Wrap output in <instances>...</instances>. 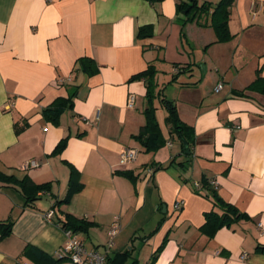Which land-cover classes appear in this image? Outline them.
I'll return each mask as SVG.
<instances>
[{"label":"crops","instance_id":"0c3cea01","mask_svg":"<svg viewBox=\"0 0 264 264\" xmlns=\"http://www.w3.org/2000/svg\"><path fill=\"white\" fill-rule=\"evenodd\" d=\"M190 2L0 0V222L13 223L0 237V264H46L38 252L58 257L65 232L44 215L66 197L71 167L78 190L55 207L57 216L92 223L75 236L99 252L117 223L108 264H264L257 249L264 247V95L246 90L257 75L264 78V0L234 1L232 38L223 43L215 42L212 9L197 22L177 13ZM142 26L152 27L150 38H137ZM80 58L97 72H82ZM148 66L156 72L154 116L165 140L149 153L134 138L145 124L146 83L131 80ZM73 93L57 125L44 119L56 98ZM161 100L192 129L190 157L170 136ZM125 149L136 158L120 166ZM30 161L38 167L24 170ZM25 177L49 184L29 206L16 185ZM205 179L247 217L212 238L200 232L205 214L217 211L208 192H196Z\"/></svg>","mask_w":264,"mask_h":264},{"label":"trees","instance_id":"16d2710c","mask_svg":"<svg viewBox=\"0 0 264 264\" xmlns=\"http://www.w3.org/2000/svg\"><path fill=\"white\" fill-rule=\"evenodd\" d=\"M154 1V0H150ZM235 0H220L215 6H211L208 3H203L200 6L197 5V0H191L190 3L180 4L177 6V13L182 14L185 12L186 20L185 22L198 21L202 15H207V13L212 9L210 15L211 27H213L216 34V43H223L229 41L232 36L229 34L227 22L229 20V9L233 5ZM152 36L151 26H142L138 30L137 38L146 39ZM80 65L82 72L88 75H93L97 72L95 63L88 58H80L77 60ZM155 70L153 66H148V68L135 75L131 78L142 79L146 83V109L144 111L145 124L141 128L139 134L134 138L139 142L141 147L145 152H154L160 149L164 144L159 126L154 116L155 108L153 106V101L155 99ZM246 90L259 93L264 95V78L257 75L256 79L246 88ZM74 93L69 95L67 98H56L50 106L42 111V115L45 120L51 122L53 125H57L59 122V117L63 111L66 109H71L72 101L74 98ZM163 106L168 112L167 123L170 128V136L176 138L179 142L183 153L187 156H191L190 147L194 142V136L192 129L186 124L182 123L178 118L176 108L173 103L166 100H161ZM66 144V139L62 140L56 147L53 153H60ZM185 144V148H184ZM189 151V154H186ZM158 166L156 169H160ZM155 170V169H154ZM127 174V173H125ZM129 178L131 176L127 175ZM76 170L71 167L70 178H69V189L66 197L62 201H57L56 206L66 205L69 202V198L74 191L78 190V184L76 181ZM5 182L9 181L8 178L3 179ZM22 193L25 195L26 205L29 206L34 200L35 195L38 192H46L49 190V184L35 185L29 178L25 177L22 181L17 182ZM208 192V196L213 202V209L211 212L205 214V223L200 227V232L207 238H212L215 233L222 227H229L231 224L241 220L246 219V215L239 212V210L229 203L224 202L221 198L216 196V188L210 184L209 180H204L200 183V188L196 192ZM30 194V195H29ZM207 196V197H208ZM55 206V207H56ZM55 207L52 208L54 211V222L61 227V229L66 232L70 231L73 234L86 232L92 225L83 219H78L68 213H61V216H57ZM12 221L0 222V237L6 236L10 233ZM136 238L133 236L131 242ZM258 250L264 251V247L257 248ZM30 248L25 249V254H28ZM40 258L46 261V264H58L62 260L56 257L55 260L45 257V255L38 252ZM124 255H127L125 253ZM156 253L152 256V261L156 257ZM109 258V256H108ZM108 261V259H107ZM134 264V263H133Z\"/></svg>","mask_w":264,"mask_h":264},{"label":"built area","instance_id":"2783aa9c","mask_svg":"<svg viewBox=\"0 0 264 264\" xmlns=\"http://www.w3.org/2000/svg\"><path fill=\"white\" fill-rule=\"evenodd\" d=\"M58 83H62L63 80H58ZM222 83H218L215 87L214 91L216 93L220 92L222 90ZM134 103V96L130 95L128 97L127 101V107L132 108ZM167 146L170 147L171 144L167 143ZM137 152L133 149H125L123 150L119 155V165L120 166H126L130 163H132L136 158ZM38 167V163L35 161L27 162L23 165V169H29V168H36ZM210 184L215 187V183L213 181H210ZM195 187L199 189V184L196 183ZM216 188V187H215ZM183 203L181 201H177L173 204V210L178 212L181 210ZM54 216V211L51 209L47 211L44 215V217L47 220H52ZM119 232V226L117 223H114L109 232V243H108V249L106 252H99L95 249H87L84 244L70 231L65 232L66 241L61 246L58 258H64L68 260L71 264H108V251L111 247L113 238L117 235ZM246 257V254L244 253L241 257V259H244Z\"/></svg>","mask_w":264,"mask_h":264},{"label":"rangeland","instance_id":"374dc122","mask_svg":"<svg viewBox=\"0 0 264 264\" xmlns=\"http://www.w3.org/2000/svg\"><path fill=\"white\" fill-rule=\"evenodd\" d=\"M197 5H198V3H197ZM184 17H185V15H184ZM162 111H163V113L165 112V110H163V109L158 110L157 115L160 116V113H161ZM159 120H160V118H159Z\"/></svg>","mask_w":264,"mask_h":264},{"label":"water","instance_id":"95a60500","mask_svg":"<svg viewBox=\"0 0 264 264\" xmlns=\"http://www.w3.org/2000/svg\"><path fill=\"white\" fill-rule=\"evenodd\" d=\"M191 1V0H190ZM186 146H185V144H184V148H185ZM186 154H189V151H186Z\"/></svg>","mask_w":264,"mask_h":264}]
</instances>
